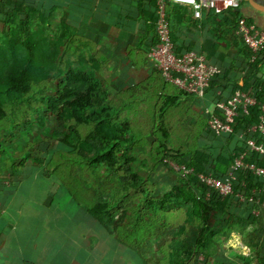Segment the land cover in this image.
<instances>
[{
	"label": "trees",
	"instance_id": "16d2710c",
	"mask_svg": "<svg viewBox=\"0 0 264 264\" xmlns=\"http://www.w3.org/2000/svg\"><path fill=\"white\" fill-rule=\"evenodd\" d=\"M151 1L155 5L157 15V0ZM244 2L245 0H242L241 9H230L222 13L205 9L203 27H201L202 21L196 19L192 8L173 3L168 4V20L172 30V42L175 53L178 56L194 51L204 55L209 64L216 65L211 63L207 53L201 48L200 43L198 47L194 45L191 48L185 46V43H178L179 36L181 38V29L184 27L187 29V33L190 31L196 32V35L201 32L204 33L206 16L209 12L210 16H213L216 22H219V29H215L218 36L216 35L215 38L217 39L221 36V30L229 29L227 36H234L236 34V37L234 36L235 39H238L239 43H243L249 53L241 61V70H243V74L245 73L244 84L233 88L231 92L228 89L227 92L230 93L229 95H232L235 91L241 90L245 93L253 94L257 97L259 104L252 108L250 115L242 117L236 124L234 133L227 136H220L211 132L207 128V121L205 128H202L196 136L193 129L194 125H198V122H200L199 119L197 120L194 117L189 118L188 112L177 109L180 98L190 96L181 90L177 94L161 93V85H157V83L154 87V92L142 94L139 98L137 97L138 95H133L130 92L112 97L108 92V88L111 85V73L107 59L100 56L95 49L85 51L87 45L84 42L78 41L80 38H78V30L75 27H67L64 24L60 30V36L64 42L63 57L67 56L69 59L64 66L67 69V77L64 80L65 85H62L64 88H60L57 91L56 97H51L55 98V102L49 99L46 105L50 109V112H54L53 109L56 103H66L74 118L76 120L82 117L85 118L91 128L82 137L83 139H79V144L81 145L77 148L78 155L76 159L72 160L68 170L69 174L66 175V178L70 179V181L72 177L76 179L75 171L81 164L92 168L93 165H98L100 162H104L103 164L113 162L120 169H123L124 164L121 163L123 167L119 164L120 162L116 159L117 155L114 156V152L118 150L120 154H123L131 148L140 146L143 137L147 133L150 138L152 136L157 140L158 136L152 130L154 119L157 117L159 123L157 131L161 137L160 143L157 144V150L162 155V159L164 160L165 158L169 159V161L180 163L191 171V174L187 178H182L171 169L178 179L183 181L184 185L173 187L157 201L152 198L150 190L147 188L148 185L150 187L149 179L154 171L140 162L139 167L148 176L139 180L134 176L132 181L129 178L132 190L126 194H122L119 200L121 202H128L127 200L131 197L142 195L143 204L147 206H157L160 209H164L174 202L179 205L187 203L191 207L192 218L196 221L197 226L193 230L190 240L178 238L177 246L174 247L173 264H198L200 255L205 256L204 264H209L210 257L208 252L214 245H217L221 234L229 236L233 229L240 228L245 224V216L250 215L249 218H251L252 211L255 210V204L251 203L249 199L254 196L256 200L264 201V178L255 176L250 172L248 173L241 169L236 171L237 180L234 183V193L230 196H222L214 190L209 189L202 185L199 179L200 175H213L218 179L225 180L232 171L236 160L246 153L247 144L245 139L246 137L249 138V136L242 137L243 133L246 129L260 123L262 105H264V81L260 77L259 71L264 62V52L260 54V57L256 61H253L248 46L245 44L243 38L238 35L242 19H247L250 24L255 25L259 29L242 11ZM33 12L34 10L27 6L26 0H0V41L7 40L12 42L13 36L22 39V46L27 55L26 65L19 72L7 75L5 81L0 83V97L3 98V101L0 100V122L7 116L6 105L12 111L20 110L24 112L26 110L24 108H26L29 101L37 97V91L45 90L44 85H40L37 88L44 77L40 76V79H38L33 74V66L38 60L37 45L32 36L34 24ZM150 32L154 35L149 43V46L152 47L159 41L156 22L151 26ZM212 44L213 48L220 50L219 44ZM77 46L78 48H76ZM13 51L14 48L11 49V52ZM73 59H77L80 62L74 69H72L73 63L71 62ZM81 66H84V68L78 70ZM227 70L228 66L223 64L221 74L211 83L209 88L211 91L215 83L221 84L226 79ZM158 71L163 77L162 72L159 69ZM163 79L166 83L164 77ZM73 80L76 82L74 83ZM161 87L163 88V86ZM215 95L213 94V97ZM162 96H165V101L159 111L156 112L155 105L160 103ZM230 97L224 98L222 95L215 103L227 101ZM138 102H142V105L137 106ZM115 109H140V114L138 116L132 112L131 115L122 119L121 112L115 111ZM193 120H196L197 124H193ZM113 121L114 123L120 122V125L125 127L124 130L126 129L125 133L117 131ZM203 123L201 122V124ZM75 129V127H72L73 132H75ZM174 130L181 133L191 132L190 138L194 137L195 140L177 149L171 144ZM126 132L130 133L131 136H127ZM254 137L264 140V135H254ZM64 144L70 146L67 142ZM92 151L93 154L91 153ZM29 159L30 156L26 155L22 162L25 163ZM244 159L246 162L264 167V156L262 155L248 154ZM47 176L49 178H60L62 175L49 171ZM123 180H125V177H123ZM62 186L67 190L70 198L80 208L86 209L94 220L106 226V223L114 224L118 230L120 226H123L118 224V220L116 219L117 207L115 203L104 196L101 198L100 194L93 190L90 185L78 187L72 182L71 184ZM3 188L0 181V196L4 193ZM241 193H245V196L248 198L246 202H243V206H240L239 202ZM137 210L138 215L141 216L144 208L139 207ZM215 213L222 214L224 217L221 229L213 227V215ZM126 214L127 210L125 209V218L127 217ZM138 215L134 214L137 219ZM130 218L133 225L131 229L138 233L139 231L134 230L136 227L138 228L135 219ZM124 220L121 219V221ZM251 221H254V219H251ZM260 221L264 224V216ZM261 240V237L259 239L255 235L249 237L250 248L254 255L252 258L246 259L248 264H264V239L263 241Z\"/></svg>",
	"mask_w": 264,
	"mask_h": 264
},
{
	"label": "crops",
	"instance_id": "0c3cea01",
	"mask_svg": "<svg viewBox=\"0 0 264 264\" xmlns=\"http://www.w3.org/2000/svg\"><path fill=\"white\" fill-rule=\"evenodd\" d=\"M255 1L264 6V0ZM26 4L34 10L36 24L56 19L61 29L64 24L75 27L80 38L78 41L87 45L85 51L95 49L107 59L111 85L116 73L118 78L121 67H125L128 76L125 78L130 87L112 97L130 92L139 98L142 94L154 92L157 83L163 86H160L161 93H178L179 90L166 79L165 83L164 76L149 58L152 48L149 43L154 36L150 30L157 23L155 5L151 0H26ZM242 11L264 32V11L254 8L247 0ZM210 15L207 13L204 33H187L184 27L178 42L185 43L188 48L198 47L200 43L211 63L216 64L214 66L221 69L223 64L228 66L225 82L215 83L204 98H180L179 107L202 113L203 129L207 121L205 110L213 109L215 101L222 95L230 97L228 89L231 92L244 84L241 61L249 55L243 43L235 39L236 34H233L235 37L227 36L229 29L221 30V36L215 38L219 22ZM203 25L202 21L201 27ZM211 42L219 44L220 50L213 48ZM262 64L259 75L264 81V62ZM141 105L142 102H138L137 106ZM192 123L197 124V121ZM36 183V177H28L14 188H4L0 196V264H145L142 247L137 244L139 240L134 242L131 238L136 232L128 225L123 224L119 230L114 224L106 223V226L94 220L86 209L80 208L62 185L45 182L44 186H38ZM239 202L240 206L244 205ZM255 211H252L251 218L245 216V224L237 228L253 227L248 242L251 235L261 237V241L264 239V224L260 221L264 215L256 216ZM213 217V227L221 229L223 215L215 213ZM242 256L226 255L214 262L248 264L246 259L252 258Z\"/></svg>",
	"mask_w": 264,
	"mask_h": 264
},
{
	"label": "rangeland",
	"instance_id": "374dc122",
	"mask_svg": "<svg viewBox=\"0 0 264 264\" xmlns=\"http://www.w3.org/2000/svg\"><path fill=\"white\" fill-rule=\"evenodd\" d=\"M60 30L61 25L59 20L56 19H52L47 23L33 24L32 36L38 50V60L33 66V74L38 79H40V76L44 77L37 88L44 85L45 90L37 91V97L29 101L26 108H24L26 109L24 112L20 110L12 111L8 105L5 106L7 116L0 122L1 184L4 188H14L28 177H36V185L38 186H44L45 182L57 185H66L73 182L78 187L90 185L93 190L100 194L101 198L104 196L115 203L118 224L128 225L131 229L133 225L130 217L135 219L138 228L136 227L134 230L139 232L132 235L131 238L134 242L139 240L137 244L142 247L145 264H173L174 247L177 246L178 238L190 240L191 234L197 226L196 221L192 218L191 207L187 203L179 205L174 202L168 205L169 208L165 207L164 209L157 206H147L143 204L142 195L133 196L127 200L128 202L119 200L122 194L132 190L130 181L133 180L134 176L138 180L148 176L139 167L140 162L154 171L149 179L150 187L148 185L147 188H149L150 195L155 200H160L173 187L184 185L183 181L179 180L171 171L169 159L164 158L163 160L162 155L157 150V144L161 140L157 131L159 127L157 117L154 119L152 126V130L158 136L157 140L152 136L150 138L147 133L143 137L140 146L129 150L127 148L128 151L123 153L124 158V155L120 154L118 150L113 151L114 156L117 155L116 159L120 162L119 164L122 167V164H124L123 169H120L113 162H106V164L100 162L98 165H93L92 168L81 164L76 168V179L72 177L70 181L66 178L72 160L77 158V148L81 145L79 139H83L82 137L91 128L85 118L82 117L76 120L66 103H56L53 109L54 112H50L46 105L49 99L55 102V98L51 97H56L57 91L64 88L62 85H65L64 80L67 77V69L64 66L69 59L67 56L63 57L64 42L61 39ZM12 48H14L13 52H11ZM0 51V83H3L7 75L19 72L26 65L27 55L22 46V39L16 36H13L12 42L1 40ZM71 62L73 63L72 69L80 63L77 59H73ZM82 68L84 66H81L78 70ZM125 70V67L122 66L118 74L119 77L117 78V73L114 76L115 81L108 89L111 95L130 87ZM120 77L123 79L119 80ZM165 96H162L160 103L155 105L156 112L159 111L165 101ZM0 100L3 101V98L0 97ZM177 109L188 112L189 118L199 119L200 122H198V125H194L193 129L197 136L203 128L201 124V122H204L202 113L196 109H184L182 107ZM115 111L121 112L122 119L131 115L132 112L138 116L140 114V109H115ZM114 125L117 131L124 132L126 130H124V126L120 125V122H115ZM72 127L76 128L75 132H73ZM190 133H181L174 130L171 144L177 149L182 145L190 144L192 140H195L194 137L190 138ZM126 134L129 137L131 136L128 132ZM65 142L70 146H66ZM91 153L93 154V151ZM26 155H29L30 159L23 163L22 160ZM127 170L130 172L129 174ZM49 171L59 173L62 176L60 178H49L47 176ZM126 171L127 173H125ZM123 177H125V180H123ZM48 190L50 191L51 188L48 187ZM139 207L144 208L141 216L138 215L139 209L137 210V208ZM125 209L127 210L126 218L124 215ZM135 213L138 215V219L134 216ZM121 219L125 220L121 221ZM249 229L235 228L229 236L222 233L223 235L221 234L219 237L217 245H214L208 252L210 264H219L214 261L217 258L222 259L226 255L235 257L252 256L253 251L250 249L248 236L253 231V227L249 225ZM129 242H132V240ZM123 251H125V248Z\"/></svg>",
	"mask_w": 264,
	"mask_h": 264
},
{
	"label": "built area",
	"instance_id": "2783aa9c",
	"mask_svg": "<svg viewBox=\"0 0 264 264\" xmlns=\"http://www.w3.org/2000/svg\"><path fill=\"white\" fill-rule=\"evenodd\" d=\"M169 3L192 8L196 19L203 21L205 9L213 10L216 13H222L230 9H241L242 0H157V35L159 41L152 46L149 58L162 72L167 82L171 83L176 89L192 97L204 98L211 83L221 74L222 69L209 64L206 57L197 52H187L179 56L175 53L172 30L168 20ZM238 35L243 38L251 51L252 60L256 61L264 50V32L255 25L250 24L247 19H242ZM258 104L259 101L255 95L241 90L235 91L227 101L216 103L213 109L205 110L207 128L220 136L231 135L234 133L238 121L242 117L250 115L252 108ZM254 135H264V105H262L260 123L246 129L243 133L242 137L249 136L245 139L247 144L246 153L236 160L228 177L221 180L213 175H200L201 184L222 196H230L233 195L237 170L241 169L264 178L263 166L246 162L244 159L248 154L264 156V140L258 139ZM169 164L171 169L182 178H187L191 174V171L176 161H169ZM239 199L241 202H246L245 193ZM249 200L255 204V215L263 216L264 201L256 200L254 196ZM204 263L205 256L200 255L198 264Z\"/></svg>",
	"mask_w": 264,
	"mask_h": 264
},
{
	"label": "water",
	"instance_id": "95a60500",
	"mask_svg": "<svg viewBox=\"0 0 264 264\" xmlns=\"http://www.w3.org/2000/svg\"><path fill=\"white\" fill-rule=\"evenodd\" d=\"M247 2H248L250 5H252L254 8H256V9H258V10H260V11H264V6H262V5L258 4V3H256L255 0H247Z\"/></svg>",
	"mask_w": 264,
	"mask_h": 264
},
{
	"label": "bare ground",
	"instance_id": "6f19581e",
	"mask_svg": "<svg viewBox=\"0 0 264 264\" xmlns=\"http://www.w3.org/2000/svg\"><path fill=\"white\" fill-rule=\"evenodd\" d=\"M233 193H234V191H233Z\"/></svg>",
	"mask_w": 264,
	"mask_h": 264
}]
</instances>
